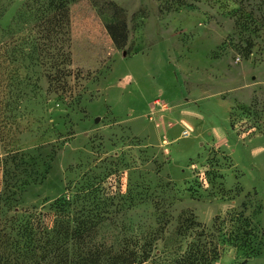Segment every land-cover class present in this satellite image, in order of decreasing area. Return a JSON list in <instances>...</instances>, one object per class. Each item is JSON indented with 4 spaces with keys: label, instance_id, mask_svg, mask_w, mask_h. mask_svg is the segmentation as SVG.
Segmentation results:
<instances>
[{
    "label": "rangeland",
    "instance_id": "374dc122",
    "mask_svg": "<svg viewBox=\"0 0 264 264\" xmlns=\"http://www.w3.org/2000/svg\"><path fill=\"white\" fill-rule=\"evenodd\" d=\"M25 2L0 0V231L83 192L103 237L149 243L155 264H264V117L247 113L264 27L233 0H70L63 78Z\"/></svg>",
    "mask_w": 264,
    "mask_h": 264
},
{
    "label": "trees",
    "instance_id": "16d2710c",
    "mask_svg": "<svg viewBox=\"0 0 264 264\" xmlns=\"http://www.w3.org/2000/svg\"><path fill=\"white\" fill-rule=\"evenodd\" d=\"M233 2L240 19L247 20L254 29L264 27V0ZM110 3L114 20L107 23L106 28L115 46L124 49L128 41L126 15L122 7ZM69 4L70 0H26L20 14L23 16L26 13L27 19L35 18L38 22V31L43 33L45 40L42 46L44 55L51 56V50L54 52L55 60L52 63L57 64L55 71L63 78L70 73L66 66L70 63V54L62 46L65 41L63 26L70 20ZM58 58H62V67L58 66ZM50 78V83L55 87L53 76ZM60 87L64 89L63 84ZM247 110L248 114L258 119L264 117V101L254 97ZM86 196L83 192H78L76 198L63 194L55 198L45 210H35L25 217L12 218L15 225L0 231V264L156 263L152 260L153 247L147 242L137 238L131 240L129 237L110 242L105 239L102 224L109 216L106 212L86 206ZM244 228H234V237L241 239L244 236L242 234L253 237L254 229ZM211 251L214 255L218 254L217 248Z\"/></svg>",
    "mask_w": 264,
    "mask_h": 264
},
{
    "label": "built area",
    "instance_id": "2783aa9c",
    "mask_svg": "<svg viewBox=\"0 0 264 264\" xmlns=\"http://www.w3.org/2000/svg\"><path fill=\"white\" fill-rule=\"evenodd\" d=\"M155 104L161 105V107H165V104H164L159 98H157V99L155 100ZM189 133H190V132H189L188 130H184V131H183V135H184V136H188Z\"/></svg>",
    "mask_w": 264,
    "mask_h": 264
}]
</instances>
